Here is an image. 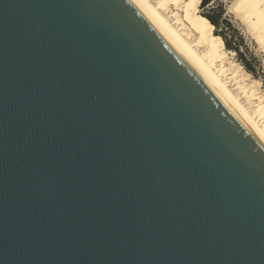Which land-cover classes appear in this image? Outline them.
Masks as SVG:
<instances>
[{"label":"water","instance_id":"water-1","mask_svg":"<svg viewBox=\"0 0 264 264\" xmlns=\"http://www.w3.org/2000/svg\"><path fill=\"white\" fill-rule=\"evenodd\" d=\"M0 264H264V148L129 0H0Z\"/></svg>","mask_w":264,"mask_h":264},{"label":"bare ground","instance_id":"bare-ground-1","mask_svg":"<svg viewBox=\"0 0 264 264\" xmlns=\"http://www.w3.org/2000/svg\"><path fill=\"white\" fill-rule=\"evenodd\" d=\"M129 1L264 148V93L258 90V81L228 58L234 51L225 48L213 25L199 12L201 0ZM235 7L264 51V0H236Z\"/></svg>","mask_w":264,"mask_h":264},{"label":"rangeland","instance_id":"rangeland-1","mask_svg":"<svg viewBox=\"0 0 264 264\" xmlns=\"http://www.w3.org/2000/svg\"><path fill=\"white\" fill-rule=\"evenodd\" d=\"M213 1L207 4L205 8L200 7V2L198 8L199 12H204L207 8L213 7L212 3L220 2L222 4L223 8L225 9V15H227L231 19L232 23L240 31L245 44V46H241V50L245 58L243 61H241L235 51L232 54L229 53L228 58L238 63L242 67V69L249 74L251 80L258 81V90L264 93V51L261 47H259V44L255 42L254 38H252V33L246 19H244V17L241 16L242 14H240L241 12L236 9V0ZM166 15H169V13H166ZM245 62L247 64H244ZM228 84L229 87H233L232 81H228ZM239 96H241V101H243V103H246V98L242 96V94H240Z\"/></svg>","mask_w":264,"mask_h":264},{"label":"trees","instance_id":"trees-1","mask_svg":"<svg viewBox=\"0 0 264 264\" xmlns=\"http://www.w3.org/2000/svg\"><path fill=\"white\" fill-rule=\"evenodd\" d=\"M211 1L213 0H201L200 7L205 8ZM212 4L213 7L207 8L201 14L213 25L214 34L222 38L225 48L235 51L241 61H243L245 58L241 46H245V44L240 31L235 27L231 19L225 15V9L220 2ZM244 64L247 63L245 62Z\"/></svg>","mask_w":264,"mask_h":264}]
</instances>
